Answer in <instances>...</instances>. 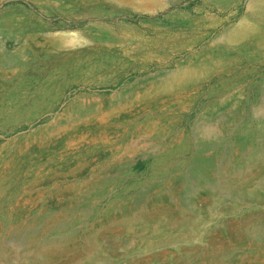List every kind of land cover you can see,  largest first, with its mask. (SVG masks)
Instances as JSON below:
<instances>
[{"label": "rangeland", "instance_id": "obj_1", "mask_svg": "<svg viewBox=\"0 0 264 264\" xmlns=\"http://www.w3.org/2000/svg\"><path fill=\"white\" fill-rule=\"evenodd\" d=\"M263 98L264 0H0V264H264Z\"/></svg>", "mask_w": 264, "mask_h": 264}, {"label": "bare ground", "instance_id": "obj_2", "mask_svg": "<svg viewBox=\"0 0 264 264\" xmlns=\"http://www.w3.org/2000/svg\"><path fill=\"white\" fill-rule=\"evenodd\" d=\"M264 99V98H263ZM200 178H202V177H200ZM202 180V179H201ZM147 237V236H146Z\"/></svg>", "mask_w": 264, "mask_h": 264}]
</instances>
